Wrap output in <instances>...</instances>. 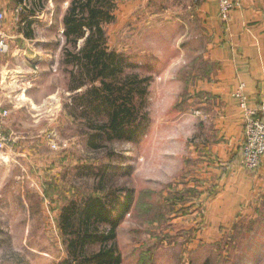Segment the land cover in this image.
Instances as JSON below:
<instances>
[{
  "label": "rangeland",
  "instance_id": "obj_1",
  "mask_svg": "<svg viewBox=\"0 0 264 264\" xmlns=\"http://www.w3.org/2000/svg\"><path fill=\"white\" fill-rule=\"evenodd\" d=\"M118 2L114 22L105 26L109 46L133 63L127 72L151 77L142 110L148 122L136 141L105 140L91 148L87 120L70 110L76 92L62 64L59 27L70 0H45V11L33 18L36 39L52 44L45 51L32 48L46 60L33 68L36 77L19 76L22 65L11 61L17 49L0 54V101L10 111L4 131L13 139L11 153L0 155V264L62 263L68 241L61 210L91 193L95 174L108 164L119 171L106 176V189L132 191L116 239L122 264H264V191L220 223H206L200 195L192 196L205 170L199 145L217 136L218 113L206 92L211 66L201 63L196 54L202 48L192 43L196 34L179 38L170 14L140 25L141 16L134 21L123 14L135 5ZM17 8L12 2L0 8L10 46L18 39L14 23L26 26ZM193 30L199 31L194 23Z\"/></svg>",
  "mask_w": 264,
  "mask_h": 264
},
{
  "label": "crops",
  "instance_id": "obj_2",
  "mask_svg": "<svg viewBox=\"0 0 264 264\" xmlns=\"http://www.w3.org/2000/svg\"><path fill=\"white\" fill-rule=\"evenodd\" d=\"M44 1L0 0V8L9 2L18 6L17 15H23L20 22L26 23L25 28L14 23L17 41H20H12L10 46L17 49L11 61L22 65L19 75L22 77L34 78L32 73L36 71H32L33 68L46 61L41 51L33 49L45 51L52 46L48 41L39 43L34 34L36 21L33 18L45 11ZM129 3H133L134 8L123 14L130 20L136 21L141 16L140 25L148 24L153 17L170 14L175 18L173 29L181 30L179 38L193 32L196 34L192 42L194 48L204 49L196 55L202 57L201 63L211 66L209 78L213 81L206 92L211 94L218 112L215 119L217 136L211 138V135L210 140L199 145L205 152L202 157L205 170L202 178H195V182H199L193 184L201 191L199 203L207 211L204 221L220 223L228 211L250 207L264 191V159L262 167L256 171H248L242 165L244 113L236 96L240 84L244 83L249 106L257 107L264 101V0H243L242 6L232 12L228 21H223L219 15L218 0H132ZM22 4L25 6L21 11ZM61 21L59 27L63 30V16ZM193 23L199 31L194 32ZM46 26L51 27V24ZM31 32L33 36H29ZM199 37H203L202 43L197 41ZM18 50L23 51L21 56H18ZM6 107L0 101V109Z\"/></svg>",
  "mask_w": 264,
  "mask_h": 264
},
{
  "label": "trees",
  "instance_id": "obj_3",
  "mask_svg": "<svg viewBox=\"0 0 264 264\" xmlns=\"http://www.w3.org/2000/svg\"><path fill=\"white\" fill-rule=\"evenodd\" d=\"M118 8V0H70L63 15L62 64L72 80L69 90L76 92L69 106L87 120L91 148L101 147L105 140L136 141L148 122L142 110L151 77L127 72L133 63L109 46L105 26L114 22ZM114 166L105 165L95 174L91 193L62 208L59 223L68 254L60 264H122L116 239L120 221L130 210L132 191L106 189V176L119 171ZM192 189L198 198L201 191Z\"/></svg>",
  "mask_w": 264,
  "mask_h": 264
},
{
  "label": "built area",
  "instance_id": "obj_4",
  "mask_svg": "<svg viewBox=\"0 0 264 264\" xmlns=\"http://www.w3.org/2000/svg\"><path fill=\"white\" fill-rule=\"evenodd\" d=\"M132 1V0H128ZM243 0H218L219 15L223 21H228L232 12L241 7ZM4 14L0 12V22ZM63 32V30H62ZM10 44L6 34L0 26V54L9 51ZM35 77V76H33ZM236 96L239 98L240 107L244 113V140L242 152V165L248 171L257 170L264 159V101L257 107L248 105L245 95V84L241 83ZM9 109H0V155L11 153L9 143L13 140L4 131L6 120L8 119ZM56 146V145H54Z\"/></svg>",
  "mask_w": 264,
  "mask_h": 264
}]
</instances>
